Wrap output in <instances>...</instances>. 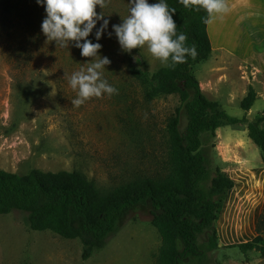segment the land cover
I'll return each mask as SVG.
<instances>
[{
	"label": "rangeland",
	"instance_id": "rangeland-1",
	"mask_svg": "<svg viewBox=\"0 0 264 264\" xmlns=\"http://www.w3.org/2000/svg\"><path fill=\"white\" fill-rule=\"evenodd\" d=\"M13 1L35 8L37 23L33 30L7 26L0 7V170L19 176L32 170L76 172L102 194L161 176L168 151L166 122L179 109V129L183 131L186 119L178 95L147 101L144 87L129 74V60H139L149 73L162 67L146 47L125 52L118 43L113 25L122 23L129 14L130 0H106L107 7L97 6V13L103 12L109 21L108 27L97 41L96 31L103 24L97 21L88 37L102 45L98 55L111 61L104 78L118 94L92 98L80 107L71 104L77 94L64 76L79 70L89 58L82 57L73 44L61 49L54 42L46 43L41 31L46 13L36 0ZM215 59L220 82L203 94L205 98L217 102V110L230 116L251 121L258 118L264 129V74H251L240 64ZM209 61L196 66V77L198 69H208ZM250 86L256 98L245 112L240 102ZM200 152L209 176L204 187L210 186L217 170L237 183L227 193L214 224L218 245L243 243L240 241L255 233L264 207L260 150L248 138L245 123L222 122L213 132L201 135ZM25 218L20 211L0 214V264H156L160 237L151 225L147 206L129 212L105 247L86 260L81 258L82 246L77 239L33 231ZM210 235L204 233L198 238L201 250L205 251ZM258 258L259 253L221 247L206 252L201 261L189 257L185 263L249 264Z\"/></svg>",
	"mask_w": 264,
	"mask_h": 264
},
{
	"label": "trees",
	"instance_id": "trees-1",
	"mask_svg": "<svg viewBox=\"0 0 264 264\" xmlns=\"http://www.w3.org/2000/svg\"><path fill=\"white\" fill-rule=\"evenodd\" d=\"M175 8L173 20L177 33L187 35L188 46H195V59L174 69L161 67L149 73L139 60H129L130 76L144 87V97L151 101L159 96L178 95L184 110L186 125L179 129V109L166 122L168 151L163 173L156 178H145L102 194L91 181L76 172L43 173L32 170L19 176L0 170V214L20 211L26 214L25 224L33 231H50L68 239H77L82 246L81 258L88 259L94 251L107 244L116 234L122 221L133 210L147 206L151 225L160 237L156 264L185 263L189 257L204 259L206 252L218 248H237L242 253L254 251L264 257V207L255 223L256 236L250 241H240L219 246L214 224L217 223L227 193L237 183L224 172L217 170L210 186L205 160L200 152L201 135L213 132L222 122L227 125L245 123L247 136L260 150L264 165V129L261 120L236 118L218 111L217 102L203 95L192 69L211 53V45L202 18L203 10L185 8L179 0H165ZM5 14L3 23L18 25L23 30L36 26L37 11L13 0H0ZM256 98L250 86L240 102L248 111ZM235 184V185H234ZM211 233L205 251L198 238Z\"/></svg>",
	"mask_w": 264,
	"mask_h": 264
},
{
	"label": "clouds",
	"instance_id": "clouds-1",
	"mask_svg": "<svg viewBox=\"0 0 264 264\" xmlns=\"http://www.w3.org/2000/svg\"><path fill=\"white\" fill-rule=\"evenodd\" d=\"M45 9L46 16L41 24V31L46 43L54 42L56 48L68 49L70 44L80 49L81 56L89 58V62L81 65L71 75L65 73L69 86L76 92L71 100L74 107H80L92 98H102L118 94L104 78L106 66L111 63L107 57L98 55L102 45L88 39L97 21H103L96 31L95 39L99 41L108 27L109 21L103 12L96 9L107 7L106 0H36ZM185 8L195 11L203 10L206 16L202 23L212 25L222 19L229 11L228 0H179ZM129 14L122 23L113 25L121 49L131 52L134 49L147 48L148 53L158 60L162 67L174 69L187 62V58L195 59V46H188V37L177 33V25L173 20L175 8H169L165 0L150 4L148 0H130ZM111 35V34H109Z\"/></svg>",
	"mask_w": 264,
	"mask_h": 264
},
{
	"label": "crops",
	"instance_id": "crops-1",
	"mask_svg": "<svg viewBox=\"0 0 264 264\" xmlns=\"http://www.w3.org/2000/svg\"><path fill=\"white\" fill-rule=\"evenodd\" d=\"M228 5L230 11L222 19L206 26L211 53L200 63L210 58L208 69H198L199 77L194 70L200 63L192 69L203 94L213 91L220 82L219 70L214 68L215 57L240 64L251 74H264V0H228ZM255 236L253 232L249 240ZM249 264H264V257Z\"/></svg>",
	"mask_w": 264,
	"mask_h": 264
},
{
	"label": "water",
	"instance_id": "water-1",
	"mask_svg": "<svg viewBox=\"0 0 264 264\" xmlns=\"http://www.w3.org/2000/svg\"><path fill=\"white\" fill-rule=\"evenodd\" d=\"M220 246V245H219Z\"/></svg>",
	"mask_w": 264,
	"mask_h": 264
}]
</instances>
